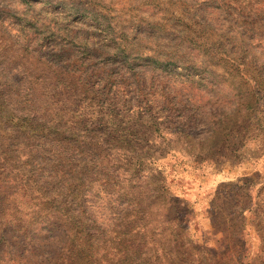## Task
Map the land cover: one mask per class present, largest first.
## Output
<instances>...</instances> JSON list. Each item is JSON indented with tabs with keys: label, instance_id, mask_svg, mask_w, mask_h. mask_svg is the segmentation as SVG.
<instances>
[{
	"label": "rangeland",
	"instance_id": "374dc122",
	"mask_svg": "<svg viewBox=\"0 0 264 264\" xmlns=\"http://www.w3.org/2000/svg\"><path fill=\"white\" fill-rule=\"evenodd\" d=\"M83 263L264 264V0H0V264Z\"/></svg>",
	"mask_w": 264,
	"mask_h": 264
},
{
	"label": "trees",
	"instance_id": "16d2710c",
	"mask_svg": "<svg viewBox=\"0 0 264 264\" xmlns=\"http://www.w3.org/2000/svg\"><path fill=\"white\" fill-rule=\"evenodd\" d=\"M104 164H105V161L103 160V158H101V156L96 157L94 159H91L89 162H87V164L84 165L86 168H89V171H83L81 173V175L82 176H88L89 173H92V172L93 173H99L102 169L104 170V167H103ZM82 176L77 179V180H80V183L76 184V186L72 192V197H73L74 203L77 206V208L75 209L74 216L71 217V222L73 225V229L75 230V233H86L89 230V228L92 227V224H90V223L95 222V217H93L94 214L91 213L89 216H87L86 211L85 210L82 211L81 208L85 205L86 202H89L90 199H91V203L94 204L95 197L98 196L97 195L98 192L96 194H94L92 188L87 190L86 185L83 187L82 184H84L86 181H84L85 179H82ZM91 180L92 179L90 178V182H91ZM50 195H51V193L48 195L44 194V196L46 198L50 197ZM84 250L85 249L79 250V252L80 253L84 252ZM90 254L91 255H89V257L94 256L92 253H90ZM80 255L84 256L85 259L88 258V255H86V253H83Z\"/></svg>",
	"mask_w": 264,
	"mask_h": 264
}]
</instances>
